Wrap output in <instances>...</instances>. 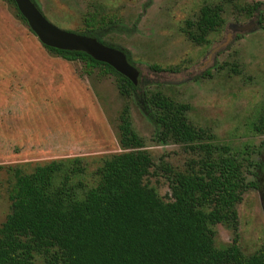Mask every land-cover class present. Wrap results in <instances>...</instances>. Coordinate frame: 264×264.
Returning a JSON list of instances; mask_svg holds the SVG:
<instances>
[{"label":"rangeland","instance_id":"374dc122","mask_svg":"<svg viewBox=\"0 0 264 264\" xmlns=\"http://www.w3.org/2000/svg\"><path fill=\"white\" fill-rule=\"evenodd\" d=\"M221 1L35 0L48 20L66 30L82 31L90 12L103 17L110 25L104 38L128 51L141 88L188 103L194 125L210 127L219 141L237 150L249 145L257 152L255 160L264 153V131L254 129L264 115V0H259L262 17L226 3L222 27L208 35V43L194 42L187 32L200 7ZM153 64L167 71H153ZM126 103L155 163L149 182L168 198L163 166L181 167L191 154L157 138L137 99L121 96L112 74L51 52L14 6L0 0V224L10 209L8 168L29 172L37 164L79 156L92 175L104 158L122 150L118 123ZM254 169L249 168L247 181L256 178ZM237 208L235 234L218 224L215 243L226 245L235 235L248 254L264 239V193L249 187ZM33 264H43L40 255Z\"/></svg>","mask_w":264,"mask_h":264},{"label":"trees","instance_id":"16d2710c","mask_svg":"<svg viewBox=\"0 0 264 264\" xmlns=\"http://www.w3.org/2000/svg\"><path fill=\"white\" fill-rule=\"evenodd\" d=\"M8 1L27 23L14 0ZM238 2L203 4L188 37L208 43V35L224 23L226 3L239 5L248 15L262 4ZM76 32L108 44L93 20ZM44 47L112 74L119 94L137 99L157 129V138L179 144L191 155L181 167L163 166L170 191L168 198L161 196L149 182L155 163L132 126L126 103L118 123L122 150L104 158L92 175L79 156L37 164L29 172L19 166L8 168L10 209L0 224V264H33L36 255L43 264H264V239L248 254L235 235L226 245L215 243L218 224L235 234L237 206L246 190L255 186L246 178L257 162L255 149L245 145L237 150L219 141L210 127L188 119V103L141 88L139 79L134 84L85 52ZM151 68L167 71L155 64ZM254 129L264 131V115Z\"/></svg>","mask_w":264,"mask_h":264},{"label":"water","instance_id":"95a60500","mask_svg":"<svg viewBox=\"0 0 264 264\" xmlns=\"http://www.w3.org/2000/svg\"><path fill=\"white\" fill-rule=\"evenodd\" d=\"M14 2L31 31L44 46L85 52L93 59L109 64L137 84L139 70L127 60L121 48L103 44L95 37L56 26L45 17L32 0H14Z\"/></svg>","mask_w":264,"mask_h":264},{"label":"flooded vegetation","instance_id":"af4514ba","mask_svg":"<svg viewBox=\"0 0 264 264\" xmlns=\"http://www.w3.org/2000/svg\"><path fill=\"white\" fill-rule=\"evenodd\" d=\"M259 1V0H257ZM262 3V2H261ZM262 5V4H261ZM260 13V16L262 17L261 15V12H260V8L258 10H256ZM97 13L95 12H90L88 15H86L84 17V28L88 25L89 21L93 20V23L95 24V28L96 30H98L99 33H101L102 35V38L108 43L110 44V46H116L115 44H112L110 42H108L104 37L105 35L108 33V30L110 28V25L106 24L105 22H103V17L101 18H97ZM93 18V19H92ZM88 19V20H87ZM260 18L258 19V22H260ZM101 42V41H100ZM105 44V43H103ZM106 44V45H108ZM119 47V46H118ZM121 48V47H119ZM122 51L125 50V52H128L126 49H123L121 48ZM124 52V51H123ZM124 52V53H125ZM126 55V54H125ZM127 58V57H126ZM135 66V65H134ZM136 67V66H135ZM137 68V67H136ZM138 69V68H137ZM139 70V69H138ZM140 77V71H139V76H138V79ZM140 80V79H139ZM255 161H257L255 163V165L251 166V167H254L255 169V172L254 174L256 175V178L252 181L255 182V186L253 187H256L260 194H263L264 193V153L262 154V157H259V156H256V159ZM250 167V168H251ZM262 174H263V178H262ZM263 179V180H262ZM262 183H263V189H261V186H262Z\"/></svg>","mask_w":264,"mask_h":264}]
</instances>
